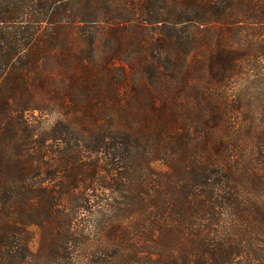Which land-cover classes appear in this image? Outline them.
<instances>
[{"label":"trees","instance_id":"16d2710c","mask_svg":"<svg viewBox=\"0 0 264 264\" xmlns=\"http://www.w3.org/2000/svg\"><path fill=\"white\" fill-rule=\"evenodd\" d=\"M250 55L264 0H0V264H264Z\"/></svg>","mask_w":264,"mask_h":264},{"label":"rangeland","instance_id":"374dc122","mask_svg":"<svg viewBox=\"0 0 264 264\" xmlns=\"http://www.w3.org/2000/svg\"><path fill=\"white\" fill-rule=\"evenodd\" d=\"M105 38L103 37L101 45L98 43V55L101 58L108 51L103 44ZM125 56L126 54L121 57ZM194 58L195 55H192L190 59ZM242 59V68L229 82L228 93L234 102L236 125L258 129L264 126V59L255 55L244 56Z\"/></svg>","mask_w":264,"mask_h":264}]
</instances>
